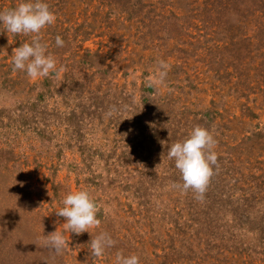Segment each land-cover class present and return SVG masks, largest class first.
I'll return each mask as SVG.
<instances>
[{"label":"rangeland","instance_id":"374dc122","mask_svg":"<svg viewBox=\"0 0 264 264\" xmlns=\"http://www.w3.org/2000/svg\"><path fill=\"white\" fill-rule=\"evenodd\" d=\"M47 2L57 73L14 72L31 37L0 27V264H264V0ZM196 125L217 140L202 201L168 158ZM81 189L101 223L76 234L56 212ZM100 231L116 243L93 260Z\"/></svg>","mask_w":264,"mask_h":264},{"label":"clouds","instance_id":"9594fccd","mask_svg":"<svg viewBox=\"0 0 264 264\" xmlns=\"http://www.w3.org/2000/svg\"><path fill=\"white\" fill-rule=\"evenodd\" d=\"M57 16L50 9L47 0H19L17 6L0 10V27L12 34H24L31 37L19 47L13 49L12 70L21 71L30 79L48 77L57 73V60L48 52V45L42 42V30L56 22ZM57 47H63L65 41L59 35L55 38ZM169 65L166 61H158L157 68L149 83L166 82ZM113 110L106 115L111 116ZM217 140L207 128L194 126L188 136L171 144L168 148V158L174 160L176 169L180 172L182 183H174L173 187L181 191L192 190L196 199L204 200L205 192L214 174V166L218 163V155L214 151ZM62 207L56 212L65 218L64 225L71 233L80 234L88 232L101 221L97 217V205L91 194L85 190L69 191L62 200ZM92 237V236H91ZM50 248L57 254L65 246L62 232L55 230L46 236ZM116 241L106 231H100L89 242V253L94 259L105 255L107 249L113 247ZM115 264H140L137 254L124 255L117 252Z\"/></svg>","mask_w":264,"mask_h":264}]
</instances>
